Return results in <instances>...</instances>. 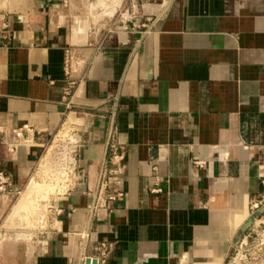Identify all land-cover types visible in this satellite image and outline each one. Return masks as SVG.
Listing matches in <instances>:
<instances>
[{"label":"crops","instance_id":"1","mask_svg":"<svg viewBox=\"0 0 264 264\" xmlns=\"http://www.w3.org/2000/svg\"><path fill=\"white\" fill-rule=\"evenodd\" d=\"M140 3L138 27L101 37L56 0L0 11L1 140L70 121L83 140L75 188L53 221L23 229L8 264H226L251 229L264 193V0ZM1 140L0 170L25 191L43 150L10 159ZM103 171L123 198L94 212ZM16 205L0 197V231L23 228Z\"/></svg>","mask_w":264,"mask_h":264},{"label":"built area","instance_id":"2","mask_svg":"<svg viewBox=\"0 0 264 264\" xmlns=\"http://www.w3.org/2000/svg\"><path fill=\"white\" fill-rule=\"evenodd\" d=\"M133 28L136 27V23H133ZM70 69L69 58L67 57L65 62V71L68 74ZM73 85L69 84L65 89V96L68 98L72 95ZM1 140V129H0ZM2 144L6 147L8 157L15 159L20 148L41 147L43 155L41 161L37 167L36 179L30 180L31 183H42L39 186H43L47 189L48 198L50 201H45L49 212L54 210L55 202L69 194L77 183V165L79 151L83 146V140L78 130V125L75 121L65 123L59 129V131L50 136L46 131L37 129L31 125H25L23 127L14 129L11 133L10 140H1ZM118 158V156H115ZM201 165V163H197ZM105 171L101 172L99 176V188L96 191L94 202L91 206V211L108 207L112 203H115L118 199L123 198L122 193H112L109 191L108 183L106 179ZM117 172H113L111 176H115ZM12 177L10 174L0 170V197L10 199L14 201L18 199L23 190H13ZM37 184V183H36ZM29 187V186H28ZM28 187L26 189H28ZM46 187V188H45ZM264 187V181H263ZM25 189V190H26ZM264 193L258 200H254L250 204L251 212V229L254 231L258 221L264 216ZM49 215V214H48ZM53 221L54 215H49L47 218ZM47 222V221H46ZM260 222V221H259ZM41 227L40 229H42ZM249 231L242 236L246 242L251 236ZM238 241V242H239ZM237 242V243H238ZM100 256L105 259L109 254V246L102 244L98 249Z\"/></svg>","mask_w":264,"mask_h":264},{"label":"rangeland","instance_id":"3","mask_svg":"<svg viewBox=\"0 0 264 264\" xmlns=\"http://www.w3.org/2000/svg\"><path fill=\"white\" fill-rule=\"evenodd\" d=\"M56 1L59 2L60 7L69 17L73 26L79 29H85L91 36L97 35L101 37L103 34L114 31L120 25L122 27H129L131 26V22L135 21L133 23H136V19L141 16L142 12L140 0ZM27 4H32V0H0V11H19L27 6ZM136 26L138 27L137 23ZM36 183L33 182L41 192L37 190V193H34L30 197L32 202L27 201L32 211L17 212L18 220L24 222L23 228L21 227L19 230L11 231L12 226L9 225L3 231H0V264H8L7 262L9 260L11 261L7 250L12 247V244L16 242L22 243L23 240L28 239V233H25L26 230L23 229L37 230L46 226L45 223L47 221L49 207H47L45 201H50V198H48L47 189L45 190L42 185L39 186L42 183ZM26 191L27 189L18 199L12 201V204L16 205L18 202L20 204ZM34 200L36 201L34 202L36 205L33 203ZM11 207H15L14 209L16 210V206ZM21 218L23 221L20 220ZM259 221L253 227L254 231H249L251 236L248 240L244 242L242 238L237 243L226 264H264V216Z\"/></svg>","mask_w":264,"mask_h":264},{"label":"bare ground","instance_id":"4","mask_svg":"<svg viewBox=\"0 0 264 264\" xmlns=\"http://www.w3.org/2000/svg\"><path fill=\"white\" fill-rule=\"evenodd\" d=\"M37 190H40L39 188H37V186H36V184H31V185H29V187H28V189H27V191H26V193H25V195H23L24 197H23V199L20 201V204H18V205H16V210H17V212L18 213H20V212H27V210H31V207H30V205L28 204V202L27 201H31L30 200V197L34 194V193H37ZM39 192V191H38ZM40 192H41V190H40ZM37 196V195H36ZM35 197V196H34ZM34 199V198H33ZM37 199V198H36ZM32 202V201H31ZM34 202H36L35 200L33 201V203ZM34 205H36L35 203H34ZM32 207H33V205H32ZM14 211H15V209H14ZM32 211V210H31ZM34 212H36V211H34ZM33 214V213H32ZM31 214V215H32ZM33 217V216H32ZM20 220H22V218L20 219ZM19 221V220H18ZM23 221V220H22ZM19 222H21V221H19Z\"/></svg>","mask_w":264,"mask_h":264},{"label":"water","instance_id":"5","mask_svg":"<svg viewBox=\"0 0 264 264\" xmlns=\"http://www.w3.org/2000/svg\"><path fill=\"white\" fill-rule=\"evenodd\" d=\"M86 264H97V261L93 259H87Z\"/></svg>","mask_w":264,"mask_h":264}]
</instances>
